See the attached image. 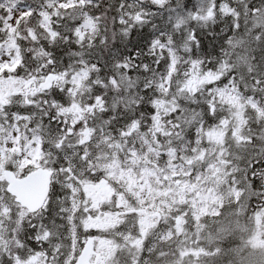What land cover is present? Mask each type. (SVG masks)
<instances>
[{"label": "snow or ice", "instance_id": "snow-or-ice-1", "mask_svg": "<svg viewBox=\"0 0 264 264\" xmlns=\"http://www.w3.org/2000/svg\"><path fill=\"white\" fill-rule=\"evenodd\" d=\"M0 264H264V0H0Z\"/></svg>", "mask_w": 264, "mask_h": 264}]
</instances>
